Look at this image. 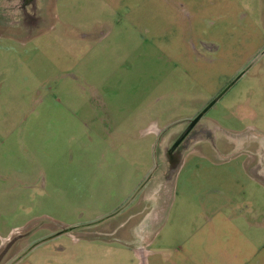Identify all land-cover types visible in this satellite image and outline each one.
I'll return each mask as SVG.
<instances>
[{"label": "rangeland", "instance_id": "rangeland-1", "mask_svg": "<svg viewBox=\"0 0 264 264\" xmlns=\"http://www.w3.org/2000/svg\"><path fill=\"white\" fill-rule=\"evenodd\" d=\"M256 165L264 0H0V264H148L128 219L161 201L152 264H264Z\"/></svg>", "mask_w": 264, "mask_h": 264}, {"label": "crops", "instance_id": "crops-1", "mask_svg": "<svg viewBox=\"0 0 264 264\" xmlns=\"http://www.w3.org/2000/svg\"><path fill=\"white\" fill-rule=\"evenodd\" d=\"M185 155H183V154L181 155L180 154V157L178 158V160H176V164L174 166H172L170 164V161L167 158L168 156L166 157L167 161H168V164H169V165H167L168 169H164L163 171L158 173V176L156 178V182L153 183L150 186L151 188H149V191H148V194H147L148 197L145 198L146 200H148L149 202L151 201L152 203H154L158 199V198L156 199V196L161 194L160 195V197H161L162 193L166 191V197H165V199H163V197H162V199H163L164 203H165V201L167 202V206H168V204H169V202L171 200L170 198L173 195V190L172 189L177 187V185L176 186L173 185L174 179H175V176H176V173H175L174 170L179 166V164L181 162V159ZM248 164H251V161H250V163L247 161V165ZM258 166L259 165H256V167H255L256 170L254 172H256V173L255 174L253 173V178L255 179L254 182L255 183L258 182V184H264V172H262L261 169H258V168H260ZM250 168H251V166H250ZM169 169H171V170H169ZM215 176L206 177V179L207 180L211 179V180H215V181L217 180L218 182H220V177H215ZM221 181H224V180H221ZM183 195H184V199H185L187 197V195L185 196L184 193H183ZM207 202H208V200H207ZM160 203H161V205H159V206H156V205H154L152 207L148 206V208H145L143 210L134 211L132 213V215L129 217L128 223H130L131 221L135 220L132 223L137 227V230H139L138 227L145 225V223H148V225H154V224L157 225V223L159 222L160 217L162 216L163 209H166V206L163 207L164 206L163 202L161 201ZM220 208H222V207H220ZM220 208H219V210H221ZM128 223H127V225H128ZM122 225H125L124 221L119 226H122ZM117 227H118V225L114 224L111 227H107V228H104L102 230H104V232H109L110 234H113L117 230ZM137 230L135 232H133V234H131L130 238H128V236H125V237H127L129 241H133L134 242V248L133 249L141 257V259H145L146 256L149 254L150 255L149 256L150 259L148 258V264H152V262L155 259H151L153 257L152 252H150L149 250H146V248L149 246V244H152L153 241L156 240L157 233L154 232L155 231V229H154V230H152L151 234H148L147 236L145 235V231H142V236H140V234L138 236V231ZM140 233H141V230H140ZM100 238L103 239V236H101ZM100 238L98 236V237H93L91 239L92 240H96V239L100 240ZM6 240H8V238H6ZM203 243H204V248H205V252L206 253H210L211 255L216 254L215 248H217V245H215V242L213 243V246H211L209 239L205 238V241L203 240ZM180 244H181V246L184 249V245L187 246L188 243L187 242L185 243V242L182 241V242H180ZM180 249H182V248H180ZM201 250L204 252L202 247H201ZM173 252L175 254H179L180 253L179 249L178 250L174 249ZM189 255L191 257L190 253H189ZM21 257L16 259L15 262L19 261L21 259ZM181 257H182V255H181ZM187 259H188V255L186 257V260ZM10 260H9V262H10ZM11 262H12V260H11Z\"/></svg>", "mask_w": 264, "mask_h": 264}, {"label": "flooded vegetation", "instance_id": "flooded-vegetation-1", "mask_svg": "<svg viewBox=\"0 0 264 264\" xmlns=\"http://www.w3.org/2000/svg\"><path fill=\"white\" fill-rule=\"evenodd\" d=\"M189 124H187V126H188ZM195 127V126H194ZM194 127H193V129H194ZM193 129L185 136V138L178 144V146L175 148V149H173L172 151H171V148H172V146L174 145V143L179 139V137L182 135V134H179V136L175 139V140H173V142L171 143V146L169 147V152H168V160L170 161V164L172 165V166H174L175 164H176V160H178V158L180 157V154H176L175 152L178 150V149H180L181 148V146L185 143V142H187V140L188 139H190L191 137V135H192V133H193Z\"/></svg>", "mask_w": 264, "mask_h": 264}, {"label": "water", "instance_id": "water-1", "mask_svg": "<svg viewBox=\"0 0 264 264\" xmlns=\"http://www.w3.org/2000/svg\"><path fill=\"white\" fill-rule=\"evenodd\" d=\"M221 96V95H220ZM217 100V99H216ZM211 105H207L206 108L200 112L193 120L190 121L189 125L187 126L186 130L182 133V135L179 137V139L174 143V145L171 148V151L175 149L178 144L185 138V136L193 129V127L200 121L202 116L207 112V110L210 108ZM67 231H64L63 233H66Z\"/></svg>", "mask_w": 264, "mask_h": 264}]
</instances>
